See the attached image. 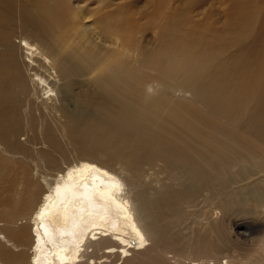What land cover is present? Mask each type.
<instances>
[{"label": "bare ground", "instance_id": "obj_1", "mask_svg": "<svg viewBox=\"0 0 264 264\" xmlns=\"http://www.w3.org/2000/svg\"><path fill=\"white\" fill-rule=\"evenodd\" d=\"M79 8L0 0V264H264L211 243L264 215V3L161 4L146 56L121 9Z\"/></svg>", "mask_w": 264, "mask_h": 264}, {"label": "rangeland", "instance_id": "obj_2", "mask_svg": "<svg viewBox=\"0 0 264 264\" xmlns=\"http://www.w3.org/2000/svg\"><path fill=\"white\" fill-rule=\"evenodd\" d=\"M111 2L104 6L106 2L102 5L101 0H96L94 2H89L88 0H72V8L75 10H79V7H87L85 10V14H87L88 19H84L82 16L78 19L79 24L85 23L88 25L89 22H93L97 15L94 13L95 9L102 6L103 12L112 11L116 9H121L119 13L124 18H127L130 21V24L134 27L136 37L139 41H144L153 38L150 44V51L146 47H142V51L145 56L153 51L157 46V42L155 37H153L154 31L153 29H148L145 27L148 17L151 15L155 7L161 6L163 4L165 8V13L171 12L175 13V11L183 5V0H110ZM185 6H190L187 9V13L190 16L191 20L201 21V22H213L219 23L220 25L225 21L226 16L232 11L233 3L236 0H184ZM264 3V0H261ZM89 3V4H86ZM117 5L119 7H117ZM188 22L193 24L188 18ZM130 27V26H129ZM70 30L66 28L65 31ZM131 30V27H130ZM156 32V31H155ZM71 34V32H69ZM75 36L77 34L74 32ZM73 37L72 34L66 39L71 40ZM136 39V37L133 35ZM123 40V38H122ZM264 42V39H262ZM264 45V44H262ZM137 49L140 52V47L137 46ZM264 47V46H263ZM125 50H128V46L124 44ZM258 48V46H257ZM264 49H262V55H264ZM210 53H213L211 50ZM140 70H143V65L140 66ZM181 96L184 94H180L178 92L177 96ZM189 94H187V97ZM189 99V98H186ZM114 169L117 172H120L119 165H113ZM243 216L234 217L229 220H225L222 224V232L224 235H219L218 241L211 242L212 245L221 248L224 251L226 256H236L237 259H244L249 256L251 253H256L257 249L262 245L264 241V215L260 218H257L255 222H252L251 219H243ZM260 219V220H259ZM0 224H3L0 221ZM196 230H191L190 226L185 223L184 228L179 229L178 234L181 237L190 238L194 234L193 232ZM189 261V260H187Z\"/></svg>", "mask_w": 264, "mask_h": 264}]
</instances>
